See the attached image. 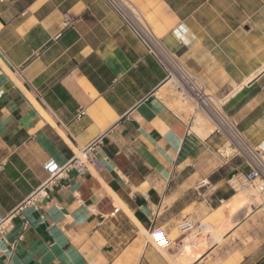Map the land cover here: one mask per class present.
Returning <instances> with one entry per match:
<instances>
[{"label": "crops", "instance_id": "obj_1", "mask_svg": "<svg viewBox=\"0 0 264 264\" xmlns=\"http://www.w3.org/2000/svg\"><path fill=\"white\" fill-rule=\"evenodd\" d=\"M130 1L258 147L264 0ZM66 14L75 23L63 28ZM170 81L106 0H0V216L12 223L0 264H181L184 235L177 250L174 240L160 249L150 231L195 227L232 201L230 180L251 167L223 151L224 135ZM95 141L89 170H70L50 199L27 204L47 179L45 162L66 165ZM258 237L219 264H264V225ZM217 244L186 263L208 264Z\"/></svg>", "mask_w": 264, "mask_h": 264}, {"label": "built area", "instance_id": "obj_2", "mask_svg": "<svg viewBox=\"0 0 264 264\" xmlns=\"http://www.w3.org/2000/svg\"><path fill=\"white\" fill-rule=\"evenodd\" d=\"M106 2L120 16L124 25L129 27L142 41L148 52L164 66L174 86L181 90L185 97H191L196 100L198 109L209 116L214 122L215 132L226 136L235 150H240L246 154V161L251 167V171L249 173L244 172L240 177L234 176L230 180V184L235 187L232 183L235 181L243 186H251L257 189L264 199V159L260 156L261 150L248 144L242 131L239 130L238 126L224 112L222 101L208 92L205 85L181 64L175 54L164 44L161 37L148 25L142 11L130 0H106ZM74 23L75 19L70 14H66L63 20V28L71 27ZM17 72L21 74V70H17ZM83 114V111L80 112L78 117H81ZM96 143L97 141L79 150L80 153H75V157L66 165H60L52 158L45 162L44 169L48 174L47 179L34 192L33 196L29 198L27 204L38 207L37 203L50 199L55 190V185L70 170L75 169L79 173H85L89 170V164L94 161L92 152L95 149ZM242 145H245L248 151ZM11 224L10 218L0 216V243L7 241L6 232ZM29 225V220H24L23 230H26ZM193 227L191 222L182 221L178 229L181 233H185L193 229ZM150 236L153 243L159 248L167 249L173 246V240L170 238V235L161 227L152 229Z\"/></svg>", "mask_w": 264, "mask_h": 264}, {"label": "rangeland", "instance_id": "obj_3", "mask_svg": "<svg viewBox=\"0 0 264 264\" xmlns=\"http://www.w3.org/2000/svg\"><path fill=\"white\" fill-rule=\"evenodd\" d=\"M172 86H173V83H172V81H170V83L167 85L166 89L169 90V89L172 88ZM179 104L183 105L182 100H180ZM185 104L189 108V110H192V111L194 110L195 105H198L196 100L194 98H191V97L190 98H186ZM206 116L207 115L202 116L201 114H197V118H198L199 122H200V119H204L205 121H208L209 123H211L210 129H212V130L215 129L214 122L210 118H208ZM224 137H225V145H224L223 151H225V150H227L229 148L230 149L234 148L230 144V141L228 140V138L226 136H224ZM231 151H232V153L230 155H234V154L236 155L237 154L238 156L244 157V159L246 160V154L244 152H242L240 150H235V151L231 150ZM263 155H264V152L260 151V156L264 159ZM232 183L236 186V189H237V191H235V193H239L241 191L245 192L247 195H249V196H251L253 198V199H251V202L248 201V204H246V205L241 204V206H235L234 205L235 198H233L232 201H229V202H226V203L223 204V210H224V214H225L224 221L219 219V218H217L215 216V214H213L211 216H207L205 219H202L201 222H203L204 220H206L208 218L209 220H214L213 222L215 224L218 223L219 227L220 226H224V224L226 226V225L232 224V217H235V218L239 217L238 213L240 215V212H237V209L244 208V207H245V210L246 209H254L255 207H258L257 203L264 202V199L262 198L261 194L258 192L257 189H255V188H253L251 186H243L242 187L240 184H238L235 181L232 182ZM247 187L252 188V191L251 190H246L245 188H247ZM261 207L262 206H260L257 210H253L251 212L252 214H251L250 217H245L244 216L245 219H242L240 217L238 219V221H237V223L238 222L240 223L239 226H237L238 224H236L234 226L236 228H234L233 231L229 230L230 232H228V231L225 232L223 240L220 243L217 244L218 246H220V251L217 250V251L214 252L213 256L210 257V259L208 261V264H211V263L212 264H219L222 256H224L229 251L235 250L236 248H240V247L243 248L244 247L245 252H249V251H251L252 249H254L256 246H258L260 244L258 233H259V231L263 230V225H264V210L260 211ZM201 222L199 224L195 225V227L193 229H191V230H189V231H187L185 233H181L180 231L177 230V231H175V233L170 235V238L172 240H174V248L176 250H177V246H178V242H177L176 238L178 237V235L179 234H183L184 237H186L189 233H193L195 235L200 234L201 232L199 230V225L201 224ZM209 231L206 230V231H204V232H202L200 234V236H204V237L207 236L206 239H207V242H209L208 247L211 244H213L214 242H216V240L214 239L216 237L215 234H214V231L213 230L212 231L209 230ZM206 232H208V233H206ZM149 237L151 239V236H149ZM184 244H185V242H184ZM160 249H162V248H160ZM193 256H194V254L192 256H189L190 257L189 260H188V258L183 259L184 260L183 263L185 264L186 262L192 260L191 258Z\"/></svg>", "mask_w": 264, "mask_h": 264}, {"label": "bare ground", "instance_id": "obj_4", "mask_svg": "<svg viewBox=\"0 0 264 264\" xmlns=\"http://www.w3.org/2000/svg\"><path fill=\"white\" fill-rule=\"evenodd\" d=\"M25 92L27 93V95L32 99V101L34 102V104L40 109L41 107L39 106V104L36 102V100L32 97L31 93L27 90V89H24ZM188 104V103H187ZM45 112V111H44ZM209 117V116H208ZM211 119V118H210ZM200 122L202 123V125H206V121L204 119H200ZM196 130H198V127L195 128ZM242 147L248 151L247 147L245 145H242ZM232 149V148H231ZM231 149H227L226 150V154H231L232 151ZM258 150H261L262 152H264V141L261 142V144L257 147ZM235 150V149H234ZM77 153H80V151H76ZM225 152V151H224ZM263 154V153H262ZM264 156V155H263ZM252 190V188H250ZM113 192V191H112ZM113 194V193H111ZM235 201H234V205L235 206H241V204L243 205H246L248 204V201L251 202V199H253L251 196H247L245 195V193L243 191L237 193L235 196ZM256 199V198H255ZM117 200V199H116ZM115 201V200H114ZM254 202V201H253ZM252 202V203H253ZM262 204L259 205V203H257L259 206L258 207H255L254 209H246L245 213H244V216L245 217H250L251 216V212L253 210H257L260 206H262L260 208V210H264V202H261ZM256 204V203H255ZM256 204V205H257ZM125 208V207H124ZM127 208V207H126ZM214 214L217 218L221 219L224 221L225 219V214H224V210H223V207H219L217 209H215L214 211ZM215 217V218H216ZM205 219V218H204ZM228 219V218H227ZM239 218H235V217H232V224H229V225H226L224 224V226H220L219 227V224L218 223H214L213 221L214 220H209L208 218L206 220H204L203 222H201V224L199 225V230L200 232H204L206 230H213L214 231V234H215V240L216 242H221L223 240V236L225 234V232L229 231V230H234V227L237 223ZM221 222V221H220ZM230 223V222H229ZM227 224V223H226ZM239 225V224H238ZM217 227V228H216ZM219 227V228H218ZM210 232V231H209ZM200 233V234H201ZM208 233V232H206ZM200 234H193V233H189L186 237H185V244L183 245L181 251H180V262L181 264L184 262L183 259H186L188 258V260L190 259L189 256H192L194 254V258H200L204 252H206V249L209 245V242H207V239L206 237L207 236H200ZM203 235V234H202ZM211 244V243H210ZM179 255V253H178ZM192 257V258H193ZM193 260V259H192ZM191 261V260H190ZM192 263V262H191ZM184 264V263H183ZM188 264V263H186Z\"/></svg>", "mask_w": 264, "mask_h": 264}]
</instances>
